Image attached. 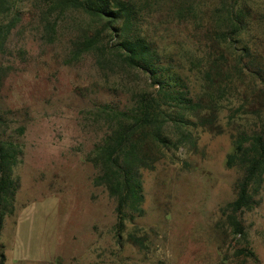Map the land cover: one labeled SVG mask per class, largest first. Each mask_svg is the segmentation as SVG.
I'll list each match as a JSON object with an SVG mask.
<instances>
[{"label": "rangeland", "instance_id": "374dc122", "mask_svg": "<svg viewBox=\"0 0 264 264\" xmlns=\"http://www.w3.org/2000/svg\"><path fill=\"white\" fill-rule=\"evenodd\" d=\"M123 1L134 3L135 26L178 77L193 94L213 95L214 106L194 125L169 130L177 146L142 171L145 215L127 222L120 238L116 203L94 186L87 161L105 135L93 111L129 105L147 77L116 58L105 70L93 55L70 63L72 43L95 24L73 0H13L0 16V110L25 134L15 169L21 187L0 236L3 264H264V187L259 206L235 216L243 234L226 211L240 177L226 165L234 135L264 116V83L256 68L245 69L264 63V24L227 46L215 19L233 0ZM242 1L264 15V0Z\"/></svg>", "mask_w": 264, "mask_h": 264}, {"label": "trees", "instance_id": "16d2710c", "mask_svg": "<svg viewBox=\"0 0 264 264\" xmlns=\"http://www.w3.org/2000/svg\"><path fill=\"white\" fill-rule=\"evenodd\" d=\"M13 3V0H0V16L11 12ZM66 3L69 5L68 1ZM73 3L95 24L72 43L70 63L79 62L85 55H93L99 69L105 70L116 58L127 70L144 74L149 82L146 90L132 93L129 105L122 108L102 104L93 111L105 128V135L94 146L87 161L97 171L94 186L103 188L116 203L117 232L121 238L127 222L145 215L142 171L153 169L165 150L177 146L169 130L194 125L192 118L201 117L203 111L214 106V97L193 94L178 77L172 64L160 55L155 43L135 26L138 18L132 1L73 0ZM257 22L264 24V15L258 17L245 1L233 0L216 14L214 29L219 32L218 38L230 46L234 38L240 40L242 35L251 32ZM5 38L1 27L0 52L5 46ZM243 50L246 59H251L249 44L246 43ZM205 65V74L209 77V58ZM249 68H256V75L264 83V63L255 60L245 67ZM204 91L213 92V87ZM257 116L259 123L234 135L233 149L226 163L229 169L240 173L235 186L237 198L226 206V211L234 215L238 234H243V227L235 216L256 209L264 187V116L260 113ZM13 124L11 113L0 110V236L6 216L14 211L21 187L15 169L24 155L20 139L25 134V127L13 128ZM0 248H3L1 244ZM0 257L3 264L4 254Z\"/></svg>", "mask_w": 264, "mask_h": 264}]
</instances>
